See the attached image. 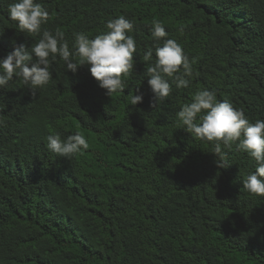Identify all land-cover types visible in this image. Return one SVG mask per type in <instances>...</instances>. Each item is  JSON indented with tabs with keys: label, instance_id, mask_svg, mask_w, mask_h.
Wrapping results in <instances>:
<instances>
[{
	"label": "trees",
	"instance_id": "obj_1",
	"mask_svg": "<svg viewBox=\"0 0 264 264\" xmlns=\"http://www.w3.org/2000/svg\"><path fill=\"white\" fill-rule=\"evenodd\" d=\"M12 2L0 0V59L39 39L9 19ZM37 2L50 14L43 27L63 32L70 49L74 32L94 38L121 15L138 47L124 91L111 96L89 65L73 74L59 57L47 87L14 77L0 89V264H264V197L242 184L255 161L222 145L228 166L218 167L213 144L176 116L208 89L264 120V0ZM153 20L193 69L187 88L173 85L155 106ZM134 94L143 95L135 106ZM51 132H79L89 147L59 157L46 147Z\"/></svg>",
	"mask_w": 264,
	"mask_h": 264
},
{
	"label": "clouds",
	"instance_id": "obj_2",
	"mask_svg": "<svg viewBox=\"0 0 264 264\" xmlns=\"http://www.w3.org/2000/svg\"><path fill=\"white\" fill-rule=\"evenodd\" d=\"M9 19L18 22V28L38 41L26 48L20 44L0 59V89L14 77L22 79L31 89H43L53 81L50 70L59 57L66 65V71L76 74L82 65H89L92 77L107 95L123 92L126 84L122 77L134 68V54L137 42L130 34L134 21L121 15L106 23V32L89 38L85 32H74V43L70 49L64 33L43 27L48 23L49 11L37 0H13L8 6ZM157 46L156 59L147 67V83L152 91L153 106L163 102L175 88H187L193 75L192 64L182 46L168 38L163 23L153 20L151 28ZM153 50L149 49L145 61H151ZM139 91V89H137ZM143 101L142 94H134L130 104L135 106ZM183 129L198 140L213 144L212 154L218 167L228 166L224 148L235 144L247 152L255 161V171L247 174L242 181L246 192L264 197V120L250 122L242 109L235 108L228 100H218L215 91L202 89L194 93L191 103L185 104L176 114ZM46 147L59 157L71 159L87 150L89 144L79 132L62 138L59 132L46 137Z\"/></svg>",
	"mask_w": 264,
	"mask_h": 264
}]
</instances>
